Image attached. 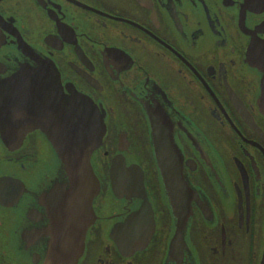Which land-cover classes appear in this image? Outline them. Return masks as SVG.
<instances>
[{
    "label": "flooded vegetation",
    "instance_id": "obj_1",
    "mask_svg": "<svg viewBox=\"0 0 264 264\" xmlns=\"http://www.w3.org/2000/svg\"><path fill=\"white\" fill-rule=\"evenodd\" d=\"M263 90L264 0H0V264H264Z\"/></svg>",
    "mask_w": 264,
    "mask_h": 264
},
{
    "label": "water",
    "instance_id": "obj_2",
    "mask_svg": "<svg viewBox=\"0 0 264 264\" xmlns=\"http://www.w3.org/2000/svg\"><path fill=\"white\" fill-rule=\"evenodd\" d=\"M262 103L264 105V90ZM65 135L66 141L64 143V148L62 151L65 163V171L70 175L71 189L73 188L75 191L79 203L78 205L80 207V214L94 215L92 209V199L95 194H98L100 192V183L93 167L91 166L90 154L91 150L98 146L97 141L101 140V135H96V139H94V144L92 143L90 145H86L82 141H79V139L83 136L82 133L79 135L77 133H72L71 131L65 130ZM73 147H75V151H78V154H76V152L73 153ZM171 168L172 167L169 165H162L163 174H172L173 170ZM120 172L121 171L119 170L113 171V173ZM141 173H143L142 169ZM170 181L172 182V180ZM67 190H70V188ZM69 197L70 196H67L65 194L66 199H68ZM66 206L67 202L65 203V207ZM72 208L73 206L69 208L70 213H73L74 211ZM88 226L89 223L86 221L85 225L82 224L79 229L75 230V236L77 237L76 243L77 245L79 244L81 247L83 246V239L85 238Z\"/></svg>",
    "mask_w": 264,
    "mask_h": 264
}]
</instances>
